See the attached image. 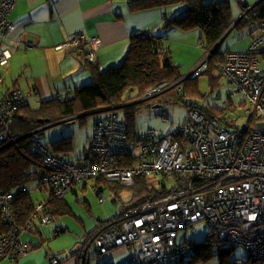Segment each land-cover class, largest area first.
Listing matches in <instances>:
<instances>
[{"label":"built area","instance_id":"2783aa9c","mask_svg":"<svg viewBox=\"0 0 264 264\" xmlns=\"http://www.w3.org/2000/svg\"><path fill=\"white\" fill-rule=\"evenodd\" d=\"M17 0H0V65L7 66L11 54L3 45L14 30L10 15ZM240 6L245 0H235ZM249 9H244L245 18ZM85 39L79 35L68 46L79 45ZM90 61L98 58L99 41L90 38ZM264 21L253 33V41L245 54L228 53L221 70L234 90L227 95L221 115L210 117L198 109L188 111L187 120L172 134L152 129L133 142L125 124L114 117L100 120L91 141L93 162L75 166L67 160L51 156L40 138V130L18 136L13 130L15 115L28 104L26 95L17 88L0 101V151L29 138L27 150L42 159L52 176L42 182L51 185L53 198L62 199L75 185L94 177H103L121 187H132L142 175L176 176L180 187L155 202L132 208L123 214L120 227L99 232L95 240L98 253L105 255L117 248L135 247L144 264H169L185 257L186 249L178 243L180 231L193 230L205 221L230 246L247 250L253 262L264 263ZM207 57L185 79L204 73ZM0 78V82H1ZM241 95L242 106L232 98ZM245 126L238 124L241 108ZM161 120L167 121L166 116ZM129 157L130 166H124ZM218 179L212 190L207 182ZM225 181H233L224 185ZM15 193H0V213L7 234L0 239V258L19 262L32 246L23 235L32 231L34 218L41 215L40 225H50L55 218L46 202L39 203L31 219L20 227L14 216ZM101 203L105 202L100 197ZM58 235V232L55 233ZM50 264H59L57 255L47 256ZM188 264V263H185Z\"/></svg>","mask_w":264,"mask_h":264},{"label":"trees","instance_id":"16d2710c","mask_svg":"<svg viewBox=\"0 0 264 264\" xmlns=\"http://www.w3.org/2000/svg\"><path fill=\"white\" fill-rule=\"evenodd\" d=\"M207 2V0H130L128 2V8L131 13H139L141 11L153 9L160 10L162 12V18L164 17L162 30L166 32L165 37L167 39L169 32L174 28H179L185 32L199 30L201 32L199 42L201 47L205 50V53L208 54L220 43L234 24V27L228 35L235 29L240 32L246 31L250 27H257L264 21V0H261L260 3L249 10L247 16L241 20H238L237 17L234 16L231 0ZM247 8H249V6H242V9ZM85 39L86 40L79 45H70L68 46L69 48L65 49L76 48L75 50L77 51L83 50V56L87 57L88 54L83 48L88 46V50L91 51V46L88 44L90 37H85ZM166 41L167 40L163 37L152 36L151 34L143 33L133 35L123 62L118 66H112L104 71L100 69V64H102L100 59L95 58L93 61L85 60V65L90 69L93 81L91 84L76 88L72 98L67 97L65 99L43 101L39 106L33 108L30 106L28 95L23 92L27 97L28 104L21 107L15 115L12 126L13 130L18 136H25L30 132L42 129L34 136L42 140L43 145L51 156L67 160L75 166H80L88 164V160L92 158V145H90L92 138L83 153V160H79L78 162L80 164L77 165L74 161L67 159L71 158L75 151L74 137H63L62 139L46 144L42 137L44 129L51 124L84 114V116L80 117L79 121L76 122L81 125L83 122L85 123L84 120L87 117L85 114L87 113L97 112L113 106H123L121 108L123 110V121L121 122L127 126V133L130 139L137 143L140 137V135L136 133L137 116L141 107L148 102V100L146 102L141 99L144 98L149 90L163 83L174 84L184 77L180 72V67L175 64L172 52L167 46ZM252 41L253 37L251 38L247 50L241 52L223 51L221 49L222 43L212 54L208 61V68L203 73L208 78L210 92L217 89L221 81V77H217L216 74L221 73L223 76L221 66L226 63L227 54L247 53ZM262 56L264 60V55ZM223 78L225 77L223 76ZM0 84L2 85L3 81H1ZM9 91L10 90L6 93ZM168 92L171 93L170 97H172V99H169L170 97L165 95L158 96L156 98L158 104L166 105L170 102L172 103L171 105L183 104L188 111L190 109H198L208 116L221 115L220 113L223 112L222 109H205L195 101L192 103L187 101L190 99L194 100V97L198 95H200V97H205V94L201 93L199 90V80L197 78L184 80L171 88ZM5 96L6 94L3 99ZM241 105L244 106L245 104L242 103ZM110 115L111 112L102 120H108ZM29 141V138L22 139L16 145L0 151V193L7 190L14 191L15 199L13 211L20 227H23L27 221L31 219L37 203L46 202L49 204V212L55 218L54 222L56 218L63 217L67 214H73L70 205L66 201V197L62 199L53 198L51 185L41 181L43 176H52L54 171L45 168L40 157L28 152L27 147ZM129 160L130 158L126 157L123 162L124 166H130ZM171 181L172 186L170 188L167 187V185L156 188L152 185L148 176L138 177L135 186L132 188H122L120 186L107 184V188L111 190L116 197H119L120 192L126 189L130 190L132 193L131 199L121 204L119 214L116 218L110 222L102 223L95 230L86 233L82 240L83 242H81L80 247L73 252L72 257H79L85 260L88 257L89 251L93 248L96 250V255L99 256L100 254L98 253L94 240L96 235L101 231L113 229L114 227H105L112 221H117L122 218L124 212L127 210L162 199L180 187V183L176 176H174ZM217 183L218 179L207 182L212 190H215L218 186ZM232 183L233 181H225L224 185H230ZM37 191L44 194V200H40L39 198L41 197L38 198L34 196V193ZM37 217L32 220L35 229L27 232L37 231L41 216ZM56 232L58 231H55V233ZM55 233L54 236H57ZM6 234L7 227L2 221L0 213V239ZM192 248L193 252L188 260L185 259L187 255L186 252L184 258L180 260L176 259L169 264H208L216 258H219L220 264H238L237 262L240 261L231 262L233 254L236 249L240 247L223 243L219 238L218 232L213 229L203 242L194 244ZM245 251L248 253V259L244 264H264L253 262L249 252L247 250Z\"/></svg>","mask_w":264,"mask_h":264},{"label":"crops","instance_id":"0c3cea01","mask_svg":"<svg viewBox=\"0 0 264 264\" xmlns=\"http://www.w3.org/2000/svg\"><path fill=\"white\" fill-rule=\"evenodd\" d=\"M129 1L17 0L10 15L14 30L8 34V37L3 41V45L11 54L10 67L7 73H10L12 70L15 60L20 69H27L26 82L24 83L27 93L20 87L24 86L21 84L24 78H21L19 73H16L14 75L16 80L13 81L12 87L6 88L1 93L0 101L8 90L19 88L28 95L30 106L36 108L43 101L65 99L67 97L72 98L76 88L90 84L93 78L85 62L90 61L89 53L92 49L89 51L88 46L83 48L88 54L87 57L83 56V50L77 51L75 50L76 48H73L74 50L65 49L69 48L68 44H71L72 40L79 35H84L86 38L98 39L99 44L96 53L102 62L100 69L104 71L112 66H118L123 62L133 35L144 33L151 34L152 36H160L163 34L160 31L162 30L164 17L162 18V12L160 10L153 9L139 13H131L128 8ZM260 1L245 0L246 5L249 7H255ZM232 11L234 12V8ZM239 11L237 19L242 13L241 6H239ZM151 16H156L155 22L150 27L154 31L144 32L145 30L141 22ZM256 28L253 26L246 30V34L249 36V44L253 37L252 33ZM183 33V35H189L193 32ZM168 39L170 40V35ZM188 50L194 53L190 49ZM5 86H7V83ZM102 118L104 119V117ZM63 122L60 121L55 124ZM96 123L94 130L91 129L90 134L87 136L86 148L88 147L90 139L93 137ZM74 154L75 151L72 157H74ZM72 157L67 159L78 162L84 157V154L76 160H73ZM88 184H91L93 192L95 188L100 191L99 199L103 197L104 192L111 191L106 186L108 184L107 181L102 178H94L87 183L78 184L70 192L77 196V188L82 185V190L84 191L88 189ZM43 195L40 191L34 193L35 197H41L39 198L40 200H44ZM66 201L72 209V215L67 214L63 217L56 218L55 222L47 226L38 224L37 231L35 230L36 232H25L22 237L23 241L29 243L32 246V250L19 262H12L9 258H2L0 259V264H50L47 257L50 254L57 255L60 264H90L91 261L89 259L97 257H90V251L85 260L79 257H72L73 252L77 249V242L69 238L70 231L75 230L76 234L83 240L86 233L95 230L102 223L110 222L116 218L119 210L118 214L111 219L100 217L98 213V217L102 219H99V223L91 222L92 227L88 229L86 219L83 216L80 218L69 201ZM105 202L100 203L104 204ZM59 219L61 220L58 221ZM93 219L96 220L95 217ZM81 222L83 223V229L78 228L76 225V223L81 224ZM113 227H120L118 220L112 221L105 228ZM55 231L59 232L57 236H54ZM25 234L26 238H24ZM136 251L137 248L135 247L114 249L106 255H103V260H105L103 264H136V261H138ZM63 252L68 253L62 257L61 253Z\"/></svg>","mask_w":264,"mask_h":264},{"label":"rangeland","instance_id":"374dc122","mask_svg":"<svg viewBox=\"0 0 264 264\" xmlns=\"http://www.w3.org/2000/svg\"><path fill=\"white\" fill-rule=\"evenodd\" d=\"M207 3H211L213 0H207ZM232 3V10L234 8L233 14L237 17L239 15V4L235 0H231ZM156 16H151L145 20H143L141 25L143 26L144 32L152 31L153 29L150 28L151 25L155 22ZM179 30V31H175ZM154 31V30H153ZM160 32H163L159 37L165 38L167 46L170 48L172 52L173 59L175 61V64L180 67V72L184 76H188L191 74L207 57L208 53H205V50L201 47V44L199 42V38L201 36V32L199 30L192 31L193 33L189 35H183L185 31H182L179 28L172 29L168 37L170 35V40L165 37L166 32L164 30H161ZM189 33V32H186ZM246 31H238L233 30L230 35H228L222 44V50L223 51H230V52H241L247 48L249 45V36L246 34ZM192 36V37H191ZM188 45V46H184ZM188 49L193 51L194 53L190 52ZM196 58V59H195ZM195 59V60H193ZM11 62V61H10ZM16 60L14 61V66L10 73H7L9 70L10 64L7 66H1L0 65V78L2 81H4V85L0 84V95L1 93L6 89L12 87L13 81L16 80L14 78V75L16 73H19L21 78H24L22 81V87L23 91L27 93L26 91V85L24 84L26 82L27 77V69H20L18 64H16ZM216 76L221 77V81L213 92H210V86L208 78L204 74H200L196 78L199 80V90L201 93L205 94V97H200V95L194 97V100H187L188 102H197L198 104L202 105L205 109H215V110H221L224 107V102L227 100V95L229 92H232L234 88L232 85H230L225 78L221 75V73H217ZM7 83V86H5ZM92 83V82H91ZM90 83V84H91ZM10 85V86H9ZM88 85V84H87ZM173 85L170 84L169 86L163 85L160 89H162L159 92L158 96H167L170 97L171 93L169 91V87ZM168 88V89H167ZM171 88V87H170ZM166 90V91H165ZM150 91V90H149ZM155 93L152 94H158L157 90H151ZM157 91V92H156ZM165 91V92H164ZM148 93V92H147ZM158 96L153 97L152 99L148 100L146 105L141 107V110L138 113L137 116V128L136 133L141 135L145 133L146 131L150 129H158L163 131L165 134H171L174 129H176L179 125L183 124L187 118H188V109L183 104H173L168 103L166 105H160L158 104V100L156 99ZM1 97V96H0ZM169 99H172L170 97ZM232 101L238 106L240 103L243 102V97L241 95L234 96L232 98ZM36 106V105H34ZM39 106V105H38ZM241 108L239 112V116H243L244 111L247 109ZM109 113H94L87 115L86 119L84 120L85 123L79 125L78 123H59L55 124L51 127H48L44 129V132L42 134V137L44 139V142L46 144L51 143L52 141L62 139L63 137L73 136L75 141V154L74 157H72L73 160H76L77 158L83 156V153L86 149L87 144V136L90 134L91 129L94 130L95 123L99 119H103L102 117L108 116ZM117 120L123 121V110L119 108L116 111ZM161 115H165L169 117V121L163 122L161 121L160 117ZM244 117V116H243ZM248 122V117L242 118V120L239 122V126L243 127ZM150 178L151 183L158 188V185L154 184L155 180L158 179V181L162 180L161 176H148ZM166 180H169V178H166ZM108 184H111V182H107ZM167 187H171L172 183L167 182ZM117 186V185H115ZM83 186H79L77 188V196H75L73 193H69L66 197V200L69 201V203L72 205L73 209L78 213L79 217L86 219V223H88V229L92 227V223H99L98 213L100 217H106V219H111L115 217L118 214V210L121 207V204L123 202H127L131 199V192L130 190L126 189L122 192H120L119 197H116L111 191H106L103 193V197L105 199V203L101 204L99 202V197L96 195V193L93 192L91 184H88V189L82 190ZM41 193V192H40ZM93 217L96 218V220L93 219ZM59 219L58 221H60ZM71 220V219H67ZM77 227L80 229H83V223L77 224ZM212 228L207 224V222L202 221L197 224H195V228L193 230H186V231H180L179 237H178V243L185 247L187 251L186 260L189 259L193 252L192 246L194 244H198L200 242H203L207 235L211 232ZM69 238L75 242H77L76 248L78 249L80 247V243L82 241V238L76 234L75 230L70 231ZM26 238V234L24 236ZM53 244V243H52ZM75 249V251L77 250ZM68 252L61 253L62 257L64 255H67ZM137 259L136 264H143V261L139 259L138 257V249L136 251ZM96 255V250L93 248L90 251V257H94ZM219 257V256H217ZM103 256H97L96 258L89 259L91 262L90 264H103L105 260H103ZM248 259V253L242 249L238 248L236 249L235 253L233 254L231 258V262H235L237 260H240L237 262L238 264H244V262ZM202 264V263H197ZM208 264H220L219 258L214 259L212 262Z\"/></svg>","mask_w":264,"mask_h":264},{"label":"clouds","instance_id":"9594fccd","mask_svg":"<svg viewBox=\"0 0 264 264\" xmlns=\"http://www.w3.org/2000/svg\"><path fill=\"white\" fill-rule=\"evenodd\" d=\"M245 5H246V3H245ZM240 6V5H239ZM246 6H248V5H246ZM242 7V6H241ZM253 7H249L248 9L249 10H251ZM243 11H244V9H242V13H241V16L238 18V20H241V19H243V17H242V15H243ZM235 25V24H234ZM234 25L231 27V29H230V31L232 30V28L234 27ZM260 25V24H259ZM258 25V26H259ZM257 26V27H258ZM256 30V29H255ZM254 30V31H255ZM254 33V32H253ZM252 33V34H253ZM208 57V56H207ZM206 57V58H207ZM210 58V57H209ZM203 74V73H202ZM190 75V74H189ZM187 76H184L181 80H182V82L184 81V80H187V79H185ZM196 78V77H195ZM191 79H193V78H191ZM179 82V81H178ZM177 83V82H176ZM178 84H180V83H178ZM163 85H165L166 87L167 86H169L170 84H168V83H163V84H161V85H159V86H157V87H155V88H153V89H151V90H157V89H159V88H161ZM175 87V86H174ZM168 89V88H167ZM148 91L151 95H154V97H156V96H158L159 95V92L162 90V89H160V90H158V94H152V91ZM170 90V89H169ZM166 91V90H165ZM164 91V92H165ZM150 100V99H149ZM228 100H225V102H224V104L227 102ZM225 106V105H224ZM121 107H123V106H113V107H111V108H105V109H107L106 111H97L96 113H105V112H107V113H109V112H111V115H110V117H114L116 120H117V115H116V111L119 109V108H121ZM225 108L223 107L222 108V110H224ZM102 110H104V109H102ZM95 112H91V113H87V114H85V115H89V114H94ZM82 116H84V114H82V115H78V116H74V117H71V118H69V119H66V120H64V122L63 123H67V122H78L79 121V118L80 117H82ZM167 118H168V120L167 121H169V117L168 116H166ZM210 117H213V116H210ZM161 119V118H160ZM100 120H102V119H100ZM99 120V121H100ZM118 121V120H117ZM163 121V120H162ZM118 122H121V121H118ZM121 123H123V122H121ZM97 124V123H96ZM124 124V123H123ZM53 125H55V123L54 124H51L49 127H51V126H53ZM180 126V125H179ZM178 126V127H179ZM127 127V126H126ZM177 127V128H178ZM46 128H48V127H46ZM176 128V129H177ZM176 129H174V131L176 130ZM150 130H152V129H150ZM156 130H158V129H156ZM149 131V130H148ZM161 131V130H160ZM173 131V132H174ZM147 132V131H146ZM145 132V133H146ZM163 132V131H162ZM172 132V133H173ZM164 133V132H163ZM171 133V134H172ZM144 134V133H143ZM165 134V133H164ZM142 135V134H141ZM140 135V136H141ZM166 135H168V134H166ZM93 138V137H92ZM91 145V144H90ZM93 162V158H91L90 160H88V164L89 163H92ZM77 165H79L80 163L79 162H75ZM142 176H156V178H158V175H142ZM140 177V176H139ZM162 177V176H161ZM174 176H172V177H170L169 178V180H168V182L169 183H172V178H173ZM94 178H102L103 180H105L103 177H94ZM94 178H92V179H94ZM138 178V177H137ZM137 178H136V180H137ZM162 179H163V177H162ZM91 180V179H90ZM90 180H88L87 182H89ZM106 181V180H105ZM162 181V180H161ZM161 181H158V179L157 180H155V183L154 184H156V185H158V188H161V187H163V186H165L167 183H164V184H161ZM87 182H83V183H87ZM135 184H136V182H135ZM135 184H134V186H135ZM78 185V184H77ZM77 185H75V186H77ZM111 185H115V184H113V183H111ZM153 185V184H152ZM75 186H74V188H75ZM117 186H119V185H117ZM134 186H132V187H134ZM154 186V185H153ZM121 187V186H120ZM132 187H122V188H132ZM73 188V189H74ZM72 189V190H73ZM71 190V191H72ZM94 192L96 193V195L97 196H99L100 195V191L97 189V188H95L94 189ZM67 195V194H66ZM65 195V196H66ZM64 196V197H65ZM104 198V197H103ZM128 211V210H127ZM126 211V212H127ZM125 213V212H124ZM123 217V216H122ZM121 219L122 218H120L119 220H118V222L119 223H121L122 221H121ZM111 230V229H110ZM106 255V254H105ZM99 256H103V255H99ZM0 259H2V258H0ZM144 264V263H143Z\"/></svg>","mask_w":264,"mask_h":264},{"label":"water","instance_id":"95a60500","mask_svg":"<svg viewBox=\"0 0 264 264\" xmlns=\"http://www.w3.org/2000/svg\"><path fill=\"white\" fill-rule=\"evenodd\" d=\"M229 32H230V30L226 33V35L224 36V38L220 41V43L219 44H217V46L212 50V52H210L209 54H208V57H211L212 56V54L220 47V45L223 43V41L225 40V38L227 37V35L229 34ZM183 80V79H182ZM182 80H180L179 82H177V83H174L173 85H171L170 87L171 88H173L174 86H176L178 83H181L182 82ZM169 87V89H171ZM154 97V95H151L149 92L144 96V98L143 99H141L142 101H147V100H149V99H152ZM107 109H104V110H101V111H106ZM96 113V112H95Z\"/></svg>","mask_w":264,"mask_h":264},{"label":"bare ground","instance_id":"6f19581e","mask_svg":"<svg viewBox=\"0 0 264 264\" xmlns=\"http://www.w3.org/2000/svg\"><path fill=\"white\" fill-rule=\"evenodd\" d=\"M158 90H159V89H157V91H158ZM157 91H156V92H157ZM152 93H155V92L152 91Z\"/></svg>","mask_w":264,"mask_h":264}]
</instances>
